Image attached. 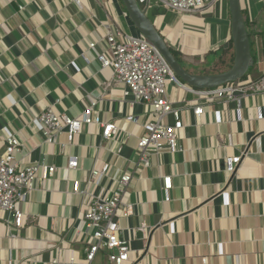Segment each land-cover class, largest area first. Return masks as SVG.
<instances>
[{
	"label": "crops",
	"instance_id": "crops-1",
	"mask_svg": "<svg viewBox=\"0 0 264 264\" xmlns=\"http://www.w3.org/2000/svg\"><path fill=\"white\" fill-rule=\"evenodd\" d=\"M79 1L0 0V155L4 137L17 134L30 151L27 161L56 167L52 177L37 179L19 239L10 240L7 215L0 216V264H51L53 257L68 261L72 254L83 262L91 242L77 227L87 208L84 189L91 169L105 163L112 176L119 168L135 174L125 193L131 214L117 215L132 248L127 264H264V119L258 118L264 93L204 104L197 118L195 96L171 84L183 111L182 150L151 154L150 166L143 167L137 134L150 108L124 96L113 70L96 59L108 53L109 29L139 32L122 0ZM138 1L194 73H211L216 51L231 45L228 0L192 14ZM241 5L254 53L247 80H257L264 75V0ZM90 97L99 100L101 117L119 126L115 135L105 139L102 128L90 124L70 142L66 133L56 143L44 142L42 110L80 118ZM128 115L137 122H126ZM72 155L77 168L68 167ZM235 156L242 160L230 172L228 159ZM105 184L115 187L111 176ZM96 261L106 263L102 255Z\"/></svg>",
	"mask_w": 264,
	"mask_h": 264
},
{
	"label": "built area",
	"instance_id": "built-area-1",
	"mask_svg": "<svg viewBox=\"0 0 264 264\" xmlns=\"http://www.w3.org/2000/svg\"><path fill=\"white\" fill-rule=\"evenodd\" d=\"M217 0H156L170 10L182 14L197 13ZM80 5V1L76 0ZM108 53H97L96 59L101 67L113 70L112 79L123 85V94L132 97V103H142L150 108L148 118L140 123L137 134L136 152L139 164L149 167L150 155L154 153L177 152L182 150L181 133L184 128L183 111L179 100H174L169 92L171 84L191 92L196 103L191 105L194 114L200 118L204 113V104L215 101H238L250 94L264 93V75L257 80H238L214 88H196L182 82L171 69L162 54L142 34H127L119 29H109L107 33ZM95 42H90L93 49ZM185 102V101H181ZM99 100L90 97L80 118L68 114H57L47 108L39 114L42 123L41 132L46 143H56L63 134L68 142L78 134L83 125L94 124L102 128V135L110 139L119 126L105 121L97 111ZM171 115L173 123H165L164 118ZM258 118L264 119V103L259 106ZM126 122H137L134 115H128ZM5 151L0 155V216L5 213V222L9 226L10 240H17L20 231L26 226L27 214L24 209L31 192L36 188L40 175L52 177L56 167L46 162L27 161L30 156L28 146L17 134L4 137ZM66 144V143H65ZM64 144V145H65ZM242 156L228 159V170L234 172ZM77 157L70 156L68 167L77 168ZM112 166H94L84 189L87 206L78 229L90 236L91 242L85 247V260L78 262L74 254L68 261L60 256L53 257L51 264H127L131 261L132 248L123 236L122 218L131 214L132 203L125 200L126 189L135 177L130 170L118 169L111 175ZM112 177L115 187L106 188L105 179ZM170 182V177H167ZM105 190L96 191V189ZM168 200V197L166 198ZM122 206V208H121ZM102 255L106 263L96 261ZM31 264H39L33 260Z\"/></svg>",
	"mask_w": 264,
	"mask_h": 264
},
{
	"label": "water",
	"instance_id": "water-1",
	"mask_svg": "<svg viewBox=\"0 0 264 264\" xmlns=\"http://www.w3.org/2000/svg\"><path fill=\"white\" fill-rule=\"evenodd\" d=\"M129 19L162 54L175 75L184 83L196 88H214L228 82L243 79L254 66L251 40L243 13L241 0H228L231 15V33L234 62L230 69L217 73H194L180 62L172 51L167 39L157 28L147 9L138 0H122Z\"/></svg>",
	"mask_w": 264,
	"mask_h": 264
},
{
	"label": "trees",
	"instance_id": "trees-1",
	"mask_svg": "<svg viewBox=\"0 0 264 264\" xmlns=\"http://www.w3.org/2000/svg\"><path fill=\"white\" fill-rule=\"evenodd\" d=\"M246 20V19H245ZM246 24H247V28L249 30V34H250V40H251V32H250V24L248 23V21L246 20ZM252 43V42H251ZM252 47V45H251ZM173 53L175 54V56L177 57V59L182 62V57L180 55V53H178L176 50H174L172 48ZM217 52V57H216V63L214 64V67L211 69V73H217V72H222L225 70H228L232 67L233 62H234V49H233V43L231 40V45L228 48H221L219 50L216 51ZM215 52V53H216ZM252 54L254 57V53L252 50ZM221 68V70H216ZM250 73H252V69L251 71H249V73L243 78L241 79V81L247 80L248 76L250 75Z\"/></svg>",
	"mask_w": 264,
	"mask_h": 264
},
{
	"label": "rangeland",
	"instance_id": "rangeland-1",
	"mask_svg": "<svg viewBox=\"0 0 264 264\" xmlns=\"http://www.w3.org/2000/svg\"><path fill=\"white\" fill-rule=\"evenodd\" d=\"M189 14H192V13H189ZM216 70H221V68H219V69H216Z\"/></svg>",
	"mask_w": 264,
	"mask_h": 264
}]
</instances>
